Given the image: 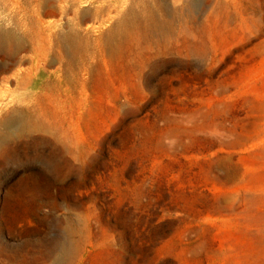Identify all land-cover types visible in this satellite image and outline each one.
Returning a JSON list of instances; mask_svg holds the SVG:
<instances>
[{"label":"rangeland","instance_id":"374dc122","mask_svg":"<svg viewBox=\"0 0 264 264\" xmlns=\"http://www.w3.org/2000/svg\"><path fill=\"white\" fill-rule=\"evenodd\" d=\"M6 31L0 264H264V0H0Z\"/></svg>","mask_w":264,"mask_h":264},{"label":"bare ground","instance_id":"6f19581e","mask_svg":"<svg viewBox=\"0 0 264 264\" xmlns=\"http://www.w3.org/2000/svg\"><path fill=\"white\" fill-rule=\"evenodd\" d=\"M128 30V29H127ZM123 31V30H122ZM129 33V32H128ZM10 32H0V47H3L5 49L10 48L12 46V38L10 36ZM62 38V37H61ZM6 71V69H5ZM16 114V113H15ZM27 123V122H26ZM29 124V123H28ZM26 124V125H28ZM27 128V126H26Z\"/></svg>","mask_w":264,"mask_h":264}]
</instances>
